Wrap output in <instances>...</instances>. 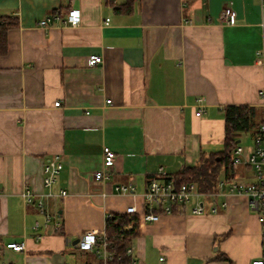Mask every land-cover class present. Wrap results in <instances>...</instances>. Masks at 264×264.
<instances>
[{"label": "crops", "instance_id": "crops-1", "mask_svg": "<svg viewBox=\"0 0 264 264\" xmlns=\"http://www.w3.org/2000/svg\"><path fill=\"white\" fill-rule=\"evenodd\" d=\"M127 2L0 0V17L18 19L8 32L9 51L0 56V249L8 262L100 264L75 241L106 228L109 214L124 215L133 204L140 210L160 169L177 178L223 152L225 107L263 108L264 60L257 51L264 0H133L131 11H118ZM229 5L236 23L222 25ZM71 9L81 11L78 26H40ZM92 55L103 62L90 66ZM233 137L243 146L254 142L250 134ZM104 147L116 154L110 169L103 166ZM57 155L64 167L53 192L67 190L63 198L44 187V166ZM99 170L110 179L96 181ZM217 171L211 191L195 182L203 196L185 212L139 222L130 244L135 264L261 258L257 211L229 186L256 182L255 172L245 164L229 177L223 166ZM120 185L134 190L123 194ZM26 188L35 194L31 205L21 195ZM40 200L54 214L48 226ZM197 203L204 215L191 214ZM9 242H24L26 250H7Z\"/></svg>", "mask_w": 264, "mask_h": 264}, {"label": "built area", "instance_id": "built-area-1", "mask_svg": "<svg viewBox=\"0 0 264 264\" xmlns=\"http://www.w3.org/2000/svg\"><path fill=\"white\" fill-rule=\"evenodd\" d=\"M81 20V11L71 9L66 18H62L60 15L54 14L42 20L40 22V26H47L55 21L66 26L76 27L81 23ZM219 23L230 26L236 23V14L231 5L223 9L219 16ZM262 37L263 43L261 48L257 51V55L264 60V24ZM102 62V56L92 55L89 57L90 66H96ZM260 96L262 99V106L264 108V89L260 92ZM108 102H110V100ZM198 102L202 103V99H199ZM55 106H60V102L55 103ZM202 114L203 109L199 108L196 115L201 116ZM115 160V152H113L109 147H104V168H112ZM232 162L234 167L245 164L250 166L255 172L256 182L251 184L231 182L229 186L231 192L248 196L257 211L258 221L260 222L263 236L262 256L259 259L253 260L251 264H264V122L260 127L259 134L254 138L252 146L238 145L235 148L232 154ZM63 167L64 163L59 155L54 156L44 166V187L49 190L48 195L51 197L63 198L68 195L67 190L61 189L58 193L53 192V188L58 183V178L63 170ZM94 179L96 181H107L110 178L107 172L99 170L94 173ZM222 184H225V181L222 182ZM116 190L123 194H127L133 192L134 188L131 185H120L116 188ZM1 191L2 188L0 186V193ZM21 195L26 205L33 204L35 194L31 190L26 188L22 191ZM202 196L203 194L199 192L198 186L195 182H181L178 178L170 176L163 171V169H160L156 177L152 178L149 182L148 188L143 195L142 208L139 210V208L133 204L127 207L126 214L137 215L139 222L142 224L157 223L163 216L181 214L185 212V208L191 204L195 198H200ZM37 206L39 207L40 212L45 214V226H48L51 223V219L54 214H49L48 212L46 213L47 208L44 200H40L37 203ZM190 212L192 215H204L205 210L203 204L197 203ZM213 213H217L216 208L213 209ZM110 217V214L107 215L106 220ZM39 227L40 224L38 222H36L33 226L35 230ZM121 231H124V229ZM76 245L82 252L94 255L95 258L99 260L100 264H109L115 258L122 262L129 260L124 264L136 263L133 247L130 245L125 249V251H118L114 243L110 240L106 228L82 236ZM4 248L13 252L21 253L26 250V244L24 242H9L5 244ZM163 259L164 258H161V260ZM0 264H13L5 260L1 249Z\"/></svg>", "mask_w": 264, "mask_h": 264}, {"label": "trees", "instance_id": "trees-1", "mask_svg": "<svg viewBox=\"0 0 264 264\" xmlns=\"http://www.w3.org/2000/svg\"><path fill=\"white\" fill-rule=\"evenodd\" d=\"M132 1L121 6L118 11H131ZM18 25V19L11 16L0 17V56H4L9 51L8 32ZM225 119V140L224 151L215 156L201 161L199 167L188 169L184 174L177 176L181 182H198L200 190L211 191L213 182L218 178L217 168L223 166L225 174L230 176L233 170L232 152L239 145L233 137L236 133L250 134L255 138L260 127L264 122L263 108L250 106H227L223 109ZM219 159V160H218ZM139 218L137 215L124 214L111 215L106 220V231L110 240L114 243L117 250L122 252L130 246L132 240L138 234ZM124 231H121L123 230ZM113 259L109 264H124L128 262Z\"/></svg>", "mask_w": 264, "mask_h": 264}, {"label": "water", "instance_id": "water-1", "mask_svg": "<svg viewBox=\"0 0 264 264\" xmlns=\"http://www.w3.org/2000/svg\"><path fill=\"white\" fill-rule=\"evenodd\" d=\"M78 242H79V240H76V241H75V244H77Z\"/></svg>", "mask_w": 264, "mask_h": 264}]
</instances>
